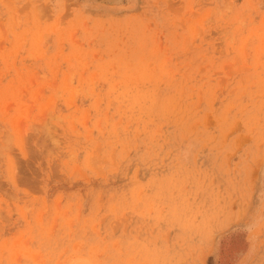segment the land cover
<instances>
[{
    "label": "rangeland",
    "instance_id": "rangeland-1",
    "mask_svg": "<svg viewBox=\"0 0 264 264\" xmlns=\"http://www.w3.org/2000/svg\"><path fill=\"white\" fill-rule=\"evenodd\" d=\"M0 264H264V0H0Z\"/></svg>",
    "mask_w": 264,
    "mask_h": 264
}]
</instances>
